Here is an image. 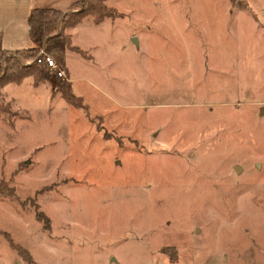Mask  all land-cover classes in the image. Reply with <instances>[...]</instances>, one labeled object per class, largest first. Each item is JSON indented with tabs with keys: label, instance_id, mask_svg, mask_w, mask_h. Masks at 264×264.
Masks as SVG:
<instances>
[{
	"label": "rangeland",
	"instance_id": "rangeland-1",
	"mask_svg": "<svg viewBox=\"0 0 264 264\" xmlns=\"http://www.w3.org/2000/svg\"><path fill=\"white\" fill-rule=\"evenodd\" d=\"M101 5L0 94V264H264V0Z\"/></svg>",
	"mask_w": 264,
	"mask_h": 264
},
{
	"label": "trees",
	"instance_id": "trees-1",
	"mask_svg": "<svg viewBox=\"0 0 264 264\" xmlns=\"http://www.w3.org/2000/svg\"><path fill=\"white\" fill-rule=\"evenodd\" d=\"M102 0H76L72 8L67 11H61L57 8L38 7L33 8L28 16V30L31 40L38 44L45 40V50H51L57 45V40L63 37L67 28L77 25L87 14H93L94 22L100 23L105 17L114 16L113 11H107L106 6L101 5ZM99 4V5H98ZM78 5V8L74 9ZM3 33L0 30V94L1 88L10 82L21 83L25 77L32 76L33 84L38 85L41 81L48 79L50 75L44 69V65L35 60L39 49L36 46L26 47L24 49L11 50L2 45ZM74 49L82 53L76 46ZM24 59H29L23 62ZM64 98L71 104L82 109L87 108L81 96L77 95L71 88L70 81L60 79ZM65 88V90H63ZM15 187L9 186L3 180H0V194L13 198Z\"/></svg>",
	"mask_w": 264,
	"mask_h": 264
},
{
	"label": "crops",
	"instance_id": "crops-1",
	"mask_svg": "<svg viewBox=\"0 0 264 264\" xmlns=\"http://www.w3.org/2000/svg\"><path fill=\"white\" fill-rule=\"evenodd\" d=\"M76 0H0V30L3 33L2 45L6 49L18 50L26 47L36 46L30 38L28 30V14L33 8L46 7L57 8L61 11H69ZM103 20L101 23L105 22ZM85 22L94 24L91 19L85 17L77 25L70 26L66 30L68 37L73 40V31L82 26ZM99 26L100 24H94ZM79 47V46H78ZM82 49V48H81ZM28 78L21 83L5 84L1 92L4 96H13L10 92L11 85H22ZM30 80V79H29ZM31 81V80H30ZM38 87V86H37Z\"/></svg>",
	"mask_w": 264,
	"mask_h": 264
},
{
	"label": "built area",
	"instance_id": "built-area-1",
	"mask_svg": "<svg viewBox=\"0 0 264 264\" xmlns=\"http://www.w3.org/2000/svg\"><path fill=\"white\" fill-rule=\"evenodd\" d=\"M35 60L39 63L41 62L44 67L53 74L59 75L60 77L66 76L64 69L50 56L44 46L39 47V52L35 57Z\"/></svg>",
	"mask_w": 264,
	"mask_h": 264
},
{
	"label": "water",
	"instance_id": "water-1",
	"mask_svg": "<svg viewBox=\"0 0 264 264\" xmlns=\"http://www.w3.org/2000/svg\"><path fill=\"white\" fill-rule=\"evenodd\" d=\"M134 40L136 41V37H134ZM45 42V40L43 41V43ZM264 111V108L263 107H261L260 108V112H263ZM235 170H237L238 172H239V170H240V166H236L235 167Z\"/></svg>",
	"mask_w": 264,
	"mask_h": 264
}]
</instances>
